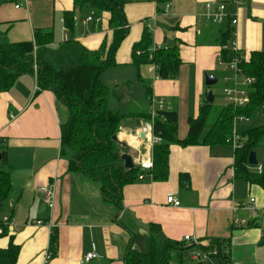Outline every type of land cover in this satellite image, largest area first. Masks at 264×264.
Segmentation results:
<instances>
[{"label":"crops","instance_id":"obj_1","mask_svg":"<svg viewBox=\"0 0 264 264\" xmlns=\"http://www.w3.org/2000/svg\"><path fill=\"white\" fill-rule=\"evenodd\" d=\"M167 2L170 8L165 11ZM221 2L226 6L217 21L213 16ZM72 9L73 31L63 21V13ZM91 12L75 8L74 0H1L0 40H33L36 29H45L55 35L52 47L66 35L97 50L111 40L114 25L108 12L86 25ZM125 14L128 33L116 52L117 65L103 72L101 80L110 90L109 107L126 115L118 139L127 144L135 166L140 167L139 162L149 158L153 165L155 143L150 144V138L155 135L146 115L154 118L161 109L160 100L163 110L179 114L178 135L183 138L188 119L198 115L207 91L213 92L219 79L224 94L220 107H225L224 89L251 78L239 65L240 78L234 81L230 61L222 57V49L228 46L220 43L223 32L232 27L230 41L243 58L264 52V0H247L242 5L229 0H130ZM232 18L238 22L233 24ZM144 33L152 39L151 49L177 48L181 66L176 77H159L154 64L133 63L134 46ZM206 75L216 83L207 85ZM67 117V107L54 92L38 89L35 73L21 75L10 90L0 93V140L7 158L0 167L9 170L12 183L0 216H10L13 223L0 226V247L6 249L11 242L19 247L16 264H126L130 244L149 252L153 224L166 237L184 242V249L173 254L172 264H207L204 258H193V253L212 245V240L217 242L212 250L223 252L228 264H264V189L235 178L233 144H173L168 179L154 180L150 169L140 168L138 177L122 187L117 204L103 195L100 181L69 170V154L62 153L61 140V125ZM258 150L264 157V146L254 150L257 159ZM258 165H262L259 159ZM250 169L259 171L254 165ZM184 174L188 181L182 179ZM44 187L53 192L51 201L40 190ZM168 195L180 204L168 203ZM251 198L257 207L255 215L248 210ZM37 220L43 223L38 225ZM52 239L56 250L47 257ZM89 252L98 256L84 262Z\"/></svg>","mask_w":264,"mask_h":264},{"label":"trees","instance_id":"obj_2","mask_svg":"<svg viewBox=\"0 0 264 264\" xmlns=\"http://www.w3.org/2000/svg\"><path fill=\"white\" fill-rule=\"evenodd\" d=\"M1 1V0H0ZM130 0H74L75 8L90 10L92 20L104 12L110 14V23L114 25L111 40L106 39L97 50H89L73 36H64L56 47L55 35L51 30L36 29L33 40L7 42L0 40V93L10 90L17 79L26 73H35L39 90H50L67 107L68 117L61 125L62 153L70 149L69 170H80L88 177L100 181L103 195L120 204L122 187L134 181L141 173V167L131 169L118 167L121 154L129 147L113 139L118 135L125 114L108 105L110 90L101 80L106 70L117 65L116 52L128 33L125 5ZM165 3L170 0H158ZM66 29L73 31L76 25L75 10L63 13ZM88 19V18H87ZM86 19V20H87ZM87 23V24H88ZM92 30V26L89 27ZM230 27L223 32L221 46L222 57L231 61L237 57L245 75L252 78L249 87V102L240 107L232 105L214 107V101H204L196 117L188 119L187 134L180 138L179 114L173 110H157L154 118L146 115L153 122V133L161 141L153 147V165L149 173L154 180L165 181L169 173L170 147L173 144L191 146L206 144L231 143L236 132L238 142L242 145L235 148V178L256 184L264 189V161L262 170L250 169L249 153L264 146V122L238 132L234 127L237 115L250 117L264 103V52L254 51L249 59L233 52L229 46L233 35ZM89 30V31H90ZM88 31V30H87ZM1 35V33H0ZM152 39L144 33L142 40L134 46L133 63L135 65L154 64L159 77L174 78L181 66V59L176 47H158L151 49ZM140 52L136 53V50ZM239 121H237L238 123ZM236 123V124H237ZM6 152H1L0 163L7 164ZM257 166V165H256ZM187 174L182 179L188 181ZM12 193L11 173L0 167V214L4 201ZM7 225L2 222L0 226ZM5 229V227H4ZM204 245L208 251L215 246ZM132 243V240L131 242ZM217 243V242H216ZM185 247L184 242L174 241L165 236L161 227L153 224L150 227V250L143 253L138 247L130 244L126 253V264H172L174 253ZM52 254L56 250L55 240H51ZM19 247L11 242L6 249L0 247V264H16ZM222 252V251H221ZM220 262L225 255L217 254Z\"/></svg>","mask_w":264,"mask_h":264},{"label":"built area","instance_id":"obj_3","mask_svg":"<svg viewBox=\"0 0 264 264\" xmlns=\"http://www.w3.org/2000/svg\"><path fill=\"white\" fill-rule=\"evenodd\" d=\"M23 1L27 2L28 0H23ZM229 1L234 2L237 5H242L247 0H229ZM225 3L226 2L220 3L218 11L213 16L214 20L220 21L222 19L223 15H224L225 6H226ZM20 6H21V4H19V3L16 4V7H20ZM169 8H170V3L167 2L164 6V9H165V11H168ZM91 20H92V17H88V19L85 20L84 23L87 25V23ZM237 22H238L237 18H232L233 24H236ZM231 49L233 50L234 53L238 54V48H237L235 43H232ZM229 66L232 69V71L234 72V77H233L234 81L235 82L238 81V79L240 78L241 69L239 68L237 57H234V59H232L230 61ZM251 81H252L251 78L245 77L241 81V83H242L241 86H239V82H237L236 84H233L231 86L226 87L224 89V93H225V99H226L227 105H232L233 107H240V106L246 105L250 99L248 85L251 83ZM159 103H160V108L162 109L163 104H164L163 100H160ZM235 121H239L241 123L247 122V121H249V117L246 115H237L235 117ZM238 140H239V136L235 132L234 135L232 136L231 141H230L231 143H233L235 148H240L242 146L238 142ZM160 141H161L160 136H152L150 138V144H152V145L154 143H158ZM3 148H4L3 142H2V140H0V153L3 151ZM139 165H140L141 169H143V170L151 169L152 162L150 161V158H149L148 160L140 161ZM257 167H258L259 171L262 170L261 165H258ZM141 177H142V175H140V178ZM40 190L44 192L47 200L51 201V199L53 197V192L49 188H46V187L41 188ZM167 202L170 204H174L176 206L180 204V200H178L176 197H174V195H168ZM248 210L251 213V215L256 214L257 207L255 205V199L254 198L250 199V204L248 206ZM1 219H2L3 223H5L7 225H13L12 219L10 216L4 215V216H1ZM240 221L241 220H238V219L235 220L236 223H238ZM36 223L38 225H41L43 223V221L37 220ZM1 234H2V228L0 227V235ZM186 239H190V237L186 236ZM217 254L218 253L215 251V249L214 250L210 249L208 251H206V250H195L193 253V258H195V259L204 258L207 261V264H228L227 261H221L220 262L219 258L217 257ZM50 255H51V250L48 251L47 257H50ZM97 256L98 255L95 252H89L84 256L83 261L84 262H90L92 259L96 258Z\"/></svg>","mask_w":264,"mask_h":264},{"label":"rangeland","instance_id":"obj_4","mask_svg":"<svg viewBox=\"0 0 264 264\" xmlns=\"http://www.w3.org/2000/svg\"><path fill=\"white\" fill-rule=\"evenodd\" d=\"M223 80L219 79V81L213 85V93L215 96V101H214V107H220L221 105H223L224 103V94H223ZM119 91V89H117V92ZM111 104L114 106V102H111ZM262 122H264V103L254 111V113L251 115L250 120L247 122H243V123H237L236 127L238 128V132H242L243 129L246 128H252L254 126H257L259 124H261ZM69 157L72 156L73 152L70 149H67ZM258 159L260 162L264 161V157L263 154L260 150H258ZM254 167H257L256 165H254Z\"/></svg>","mask_w":264,"mask_h":264},{"label":"water","instance_id":"obj_5","mask_svg":"<svg viewBox=\"0 0 264 264\" xmlns=\"http://www.w3.org/2000/svg\"><path fill=\"white\" fill-rule=\"evenodd\" d=\"M214 83H216V79L213 76H211V75H206V84L211 86ZM206 101H209V102H213L214 101L213 92L210 89L207 91ZM113 139H115L117 141H120L118 139V135H114ZM121 143L123 145L127 146L126 143H124V142H121ZM0 159H1V153H0ZM120 160H121V162L118 164V167L124 166L125 168L131 169V168H133L135 166L133 157L130 154L129 149L126 152L121 154ZM248 162H249L250 165H257L258 164V159H257V156H256V152L254 150H252L249 153Z\"/></svg>","mask_w":264,"mask_h":264}]
</instances>
